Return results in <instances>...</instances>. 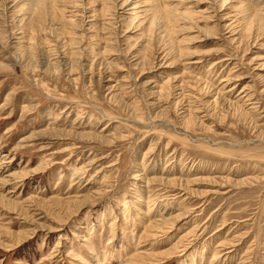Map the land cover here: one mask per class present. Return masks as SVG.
I'll use <instances>...</instances> for the list:
<instances>
[{
	"label": "rangeland",
	"instance_id": "rangeland-1",
	"mask_svg": "<svg viewBox=\"0 0 264 264\" xmlns=\"http://www.w3.org/2000/svg\"><path fill=\"white\" fill-rule=\"evenodd\" d=\"M0 264H264V0H0Z\"/></svg>",
	"mask_w": 264,
	"mask_h": 264
},
{
	"label": "bare ground",
	"instance_id": "bare-ground-1",
	"mask_svg": "<svg viewBox=\"0 0 264 264\" xmlns=\"http://www.w3.org/2000/svg\"><path fill=\"white\" fill-rule=\"evenodd\" d=\"M182 90V89H181Z\"/></svg>",
	"mask_w": 264,
	"mask_h": 264
}]
</instances>
